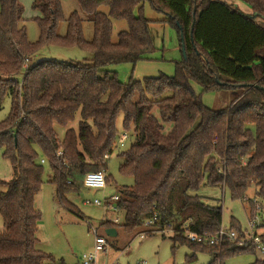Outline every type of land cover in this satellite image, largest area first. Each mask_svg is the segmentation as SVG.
<instances>
[{
  "label": "trees",
  "instance_id": "obj_1",
  "mask_svg": "<svg viewBox=\"0 0 264 264\" xmlns=\"http://www.w3.org/2000/svg\"><path fill=\"white\" fill-rule=\"evenodd\" d=\"M75 1L93 24L91 41L85 39L78 12L66 19L60 0H33L37 14L32 19L40 37L32 43L19 0H0V96L11 99L10 114L0 122V151L16 175L0 180L5 188L0 193L5 227L0 264H66L38 248L42 214L35 201L45 167L59 206L82 218L66 197L85 188L88 173L107 171L105 156L110 158L122 136L117 127L121 115L125 133L131 134L118 155L123 160L119 173L133 185L116 189L124 223L103 222L104 232L133 234L156 219L148 231H171L175 246L209 253L210 264L258 255L251 244H192L186 233L214 235L222 227L223 208L207 205L195 194L204 186L226 188L233 200L242 201L255 179L256 195L264 201V0H245L252 15L220 0ZM146 2L163 19L148 20ZM115 20L128 24L117 43L111 39ZM64 22L67 31L61 36ZM151 24L175 29L186 57L175 63L173 77L123 84L107 68L148 59L156 50ZM47 46L77 48L89 53L92 63L28 65ZM192 82L205 93L227 90L236 98L223 110L210 109ZM78 113V128H70ZM56 127L66 130L63 139ZM251 212V217L257 213L255 206ZM230 228L242 233L234 219ZM260 237L264 243V232ZM262 257L252 264H264Z\"/></svg>",
  "mask_w": 264,
  "mask_h": 264
},
{
  "label": "rangeland",
  "instance_id": "obj_2",
  "mask_svg": "<svg viewBox=\"0 0 264 264\" xmlns=\"http://www.w3.org/2000/svg\"><path fill=\"white\" fill-rule=\"evenodd\" d=\"M66 19L74 12H78L84 19V36L87 41L93 39V24L90 18L80 11L75 0H60ZM243 4L245 0H238ZM21 6L25 10L24 26L27 31L28 39L32 43L39 41L40 30L33 17L37 14L32 10L33 0H19ZM101 11L108 13L107 8H102ZM136 14L137 11L135 12ZM144 15L148 20L156 21L163 19V16L152 10L146 2L144 4ZM262 23L261 20L258 21ZM150 33L152 35L155 52L146 60L137 62L136 64L123 63L111 65L107 68L110 72L117 73L118 79L123 84L129 82L144 81L146 78H158L162 75L173 77L175 74V63L183 60V55L180 50L179 37L175 29L170 26L160 24H151ZM128 30L126 21H113L112 42L117 43L118 35ZM67 31V23L61 24L59 34L64 36ZM92 56L77 48H63L59 46H47L42 48L37 54L29 59L28 65H34L46 60L57 62H80L91 64ZM21 80V77H18ZM195 93L200 97L202 103L213 110H223L230 107L233 99L236 98V93L221 90L217 93H205L202 88L192 82ZM11 111V99L9 95L0 96V122L4 121ZM80 114L76 115L75 121L70 125V128L77 129L80 121ZM117 127L120 136L125 133L123 129V116L117 119ZM168 131V126H165ZM56 131L63 139L65 131L60 127H56ZM255 134V128L252 129ZM131 133H129L130 135ZM119 141V140H118ZM128 144V142H127ZM121 148L114 151L108 160L107 176L111 180L105 191L88 190L83 188L80 193L68 194L66 199L72 203L82 214V218L68 212L59 206L56 195V186L49 183L50 170L45 167L44 184L38 194L35 207L41 212L42 220L38 231V248L39 250L53 256L56 260H64L66 264H82V256L91 252L95 244V236L92 232L98 229L100 234H104L101 228V223L105 219L114 221L119 220V224L124 223V214L122 212H104L102 207L92 204H84L85 200H103L104 196L117 195V188L122 186H132L131 178L123 177L119 173V167L123 163L122 158H119ZM16 177L10 162L2 157L0 151V180L10 181ZM256 181L252 179L249 184L246 194L247 202L244 200L238 201L231 198L228 189L221 187L204 186L195 193L199 195L203 202L210 206H221L223 208V224L224 228H230L231 220L234 219L241 226V232L249 230V221L251 207L256 205L251 203L257 199V206L260 208L258 214L264 217V201L256 195ZM5 188L0 186V193L4 192ZM146 237L141 238L139 233L145 231ZM144 228L136 231L133 234L123 232L121 229L117 237H108L110 250L104 253L99 258V264H210L212 256L206 252L195 251L187 245H174L171 231L150 232ZM5 231L3 218L0 214V234ZM264 232V229L262 230ZM151 236H148L150 235ZM141 235V234H140ZM195 257L194 263H189V259ZM256 257L263 258L258 253L256 256L241 255L233 258L227 264H252Z\"/></svg>",
  "mask_w": 264,
  "mask_h": 264
},
{
  "label": "built area",
  "instance_id": "obj_3",
  "mask_svg": "<svg viewBox=\"0 0 264 264\" xmlns=\"http://www.w3.org/2000/svg\"><path fill=\"white\" fill-rule=\"evenodd\" d=\"M130 136L127 133H124L115 147V151L118 149H125L127 142H129ZM106 159H109V156H105ZM44 163V162H43ZM107 172L100 171V172H93L88 173L84 177L83 186L85 189L88 190H98V191H105L108 187L107 185ZM119 200L118 195L114 196H104L103 200H85L84 204H92L98 207H102L104 212L107 214L108 212H119L116 203ZM245 202L248 199H244ZM251 203L256 205L257 213L251 217L249 221V230L239 233L236 230H232L231 228H224L223 226L220 230L214 235H196L193 233H186V239L191 242L192 244L200 245V246H208V247H217L222 246L225 243H236L238 247H243L247 244H251L255 247L257 253L264 256V243L260 237V234L263 232L264 229V217L258 214L260 212V208H258L257 203L258 200H252ZM103 222H111L114 224H119V220L116 219L114 221H110L105 219ZM156 222V219H152L145 223L146 229H151V227ZM104 231V230H103ZM148 231V230H147ZM95 236V244L94 248L88 254L82 256V264H99V258L110 250V245L107 240V236L104 234H100L98 229L92 230ZM146 230L139 235L141 238H145L147 234H145ZM112 264H119L113 262ZM138 264H145V262H141Z\"/></svg>",
  "mask_w": 264,
  "mask_h": 264
},
{
  "label": "crops",
  "instance_id": "obj_4",
  "mask_svg": "<svg viewBox=\"0 0 264 264\" xmlns=\"http://www.w3.org/2000/svg\"><path fill=\"white\" fill-rule=\"evenodd\" d=\"M220 1L225 2V3L229 4V5H232V6L236 7L237 9H239L240 11H242L243 13H245L247 15H252V10L246 4L245 1L243 2V4L241 2H239L238 0H220ZM164 26H167V25H164ZM180 50H181V46H180ZM181 54H182V50H181Z\"/></svg>",
  "mask_w": 264,
  "mask_h": 264
},
{
  "label": "water",
  "instance_id": "obj_5",
  "mask_svg": "<svg viewBox=\"0 0 264 264\" xmlns=\"http://www.w3.org/2000/svg\"><path fill=\"white\" fill-rule=\"evenodd\" d=\"M195 14H196V9L194 10V16H195ZM181 50H182L183 58L185 59L186 54H185V49H184V45L183 44H182ZM105 234H106L107 237H110V238L117 237V231H116V229H107L105 231Z\"/></svg>",
  "mask_w": 264,
  "mask_h": 264
}]
</instances>
